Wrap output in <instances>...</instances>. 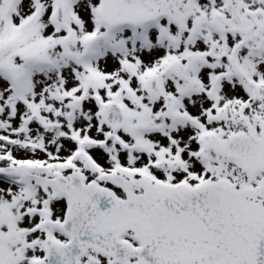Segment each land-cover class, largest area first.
I'll return each mask as SVG.
<instances>
[{"label": "snow or ice", "instance_id": "1", "mask_svg": "<svg viewBox=\"0 0 264 264\" xmlns=\"http://www.w3.org/2000/svg\"><path fill=\"white\" fill-rule=\"evenodd\" d=\"M0 264H264V0H0Z\"/></svg>", "mask_w": 264, "mask_h": 264}]
</instances>
